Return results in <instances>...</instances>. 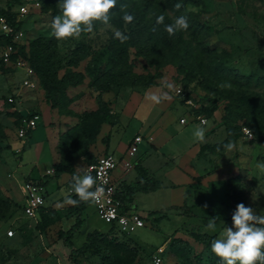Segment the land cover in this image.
I'll list each match as a JSON object with an SVG mask.
<instances>
[{
    "label": "rangeland",
    "instance_id": "obj_1",
    "mask_svg": "<svg viewBox=\"0 0 264 264\" xmlns=\"http://www.w3.org/2000/svg\"><path fill=\"white\" fill-rule=\"evenodd\" d=\"M58 2L0 0V17L6 18L11 10L16 15L15 59L25 60L33 70L28 75L26 67L7 69L2 64L7 43L0 25V134L5 147L0 153V199L7 203L0 205V264H72L65 236L76 221L77 208L66 203L69 196L74 199L68 184L49 176L53 165L65 157L83 175L87 164L106 151L111 135L108 151L114 152L115 143L128 142L138 130L143 131L141 125L153 130L170 126L167 143L161 150L158 148L168 155L161 163L164 172L156 175L165 183L186 180L183 175L170 174L173 167L177 170L171 158L183 156L189 144L199 145L192 163L199 173L197 184L204 188H195L196 216H186L192 214L189 202L179 208L178 215L175 207L169 209L185 198L180 191L174 193L173 188L140 193L135 202L138 212L147 216L143 215L146 226L122 236L110 230L112 225L101 219L95 205L89 202L83 211V224L72 238L74 247L81 251L80 264H156L154 256L162 246L165 252L160 264H222L212 253L211 242L222 236L225 227L235 231L232 215L237 204L243 203L264 215V172L257 167L264 164V140L257 135L264 133V115L250 109L243 117L239 112L237 118V110L230 103V93L234 95V91L239 97L248 93L264 95V0H203L199 6L188 4V11L198 13L201 32L197 37L211 50L207 56L201 54L197 37L187 33L185 41L192 52L189 60L172 49L165 50V55L164 51L136 54L127 41L121 43L114 38L115 30L127 35L132 27V23L122 20L120 5H127L124 11L134 17L148 9L150 19L164 15L166 22L177 17L168 0H118L110 28L97 24L93 33L82 34L79 39H55L59 77L70 68L75 72L70 77L81 81L59 93L54 106L28 58L37 48L35 40L53 37L49 25L59 14ZM26 4L29 10L21 14L19 9ZM200 57H205L204 63L211 57L218 59L232 72L219 76L200 67L201 73L194 75L191 68ZM111 69L145 76L150 86L127 82L122 87H106L104 74ZM234 73L239 78L250 76L252 82H235ZM26 77L33 86L24 87ZM165 83H172L174 88L162 89ZM161 90L169 91L171 99L159 105L147 99ZM10 96L15 97L14 103L9 102ZM233 103L243 104L238 98ZM25 107L45 116L46 121L41 120L23 140L17 136L19 116L13 111ZM99 112L105 115V122H101ZM198 126L206 128L203 143L193 135ZM229 141L234 148L226 151L224 145ZM148 145L145 140L138 154L143 155ZM35 161L38 163L31 169ZM32 177L45 186V205L37 217H29L22 210L24 183ZM156 210L158 213L152 214ZM210 218H217L215 232L204 230ZM11 229L13 236L8 234ZM93 231L108 235L92 248L84 249ZM131 249L137 252L135 257Z\"/></svg>",
    "mask_w": 264,
    "mask_h": 264
},
{
    "label": "trees",
    "instance_id": "obj_2",
    "mask_svg": "<svg viewBox=\"0 0 264 264\" xmlns=\"http://www.w3.org/2000/svg\"><path fill=\"white\" fill-rule=\"evenodd\" d=\"M118 1V0H117ZM203 0H168L169 6L173 8L175 15H185L188 17L189 21V28L187 31L179 32L173 37H169L168 34L163 30V26H160L157 31L153 32L152 29L155 26V19H150L147 16L148 9L143 10L142 12H139L136 17H134V20L132 22V27L129 33H127V36L129 39L127 40L128 46H132L136 50V54H148L152 55L154 52H163L162 55L166 54L167 49H172L171 52H181L183 55L186 56L187 60L192 58V52H190V46L187 45V42L185 41V35L187 33L191 34L192 36L197 37V35L201 32V26L199 24L198 13L188 11L187 5L188 4H194V5H201ZM10 6L12 5V2L9 3ZM179 4L180 7L177 8L176 5ZM5 17L7 21L13 26H16V15L14 11H10L8 14H5ZM171 20H168L165 22V24L171 23ZM17 28V26H16ZM17 29H15L11 33H5V40L6 45L13 44L15 46V43L13 41L14 32ZM197 46L201 47V54L204 56H207L206 53L211 54V50L208 49V47L204 46L202 41L200 39H196ZM34 43H37V48L32 51L31 56L28 58L33 68L38 72V74L41 77L43 88L46 92V97L48 101L51 103V105L56 106L57 105V98L59 93H65V90L69 86L77 85L80 81L75 80L70 77V75L75 74L74 71H72L70 68L67 69L66 73L59 77V66L57 64L56 60V44H55V38L49 37V38H43V39H37L34 41ZM40 44V45H39ZM22 52L25 57H27V54L25 53V47L22 46ZM17 54L13 56V58H16ZM205 57H200L199 61L195 63L192 68L191 72L195 74H200V67L206 68V70H209V72L213 73L214 75H225V72L231 73L232 71L229 69H226V67L223 65L222 62H220L218 59H214L211 57L208 59L207 63H204ZM2 64L5 66V68L9 69L11 67H6L5 63L3 62L1 58ZM12 69V68H11ZM106 87H110L112 84L122 87L125 83L129 82V84L133 86L137 85H145L150 86L149 81L144 80L145 76L142 75H125V71L119 70L116 71L115 69L109 70L107 73L104 74ZM191 76V74H190ZM235 82L243 83V81L246 82V84H250L252 82V78L242 76L239 78V76L235 73L233 75ZM239 79V81H238ZM260 79L256 80L259 81ZM253 95L256 96L255 100H251L250 98L253 97ZM240 99V102H243L242 105L234 106V103L237 98ZM230 103H232L233 107L237 110V118H239V114L242 112V117L246 116L248 110L255 111L258 115L263 116L264 115V95L263 94H255V93H248L246 95H243L242 97L238 96L237 91H234V95L231 92L230 93ZM240 112V113H239ZM13 113L17 114L19 119V124L21 123V118L24 116L18 109L13 111ZM100 118H102L101 122H105V115H103L102 112H99ZM231 122V120H230ZM98 131V128H97ZM99 133V132H98ZM257 135L264 140V133L258 132ZM0 153L4 150V146L2 145V137L0 134ZM96 159V157H95ZM95 159L91 160L89 163L94 162ZM88 163V164H89ZM54 171L51 175H49L52 179H59L62 174L68 173L71 175V179L68 182V187L70 188V185L72 183V178L74 175H79L77 173L74 164L72 160H67V158L63 157L59 162L54 163L53 165ZM151 188H156L155 185L149 186V185H140L134 184V185H126L122 186L120 192L118 193L120 199L125 203L126 207L129 208L131 206V202H133V198L138 190L146 191ZM74 199H77V197L74 195ZM7 204L5 200L0 199V205ZM89 205L88 203H79L77 208V217L74 225L72 226L70 233L65 236V246L70 249V258L69 260L72 262V264H80L78 255L81 252L79 249L74 247V244L72 242V238L74 237V232L78 228H81L83 224V211L84 209ZM8 208V207H7ZM22 210L24 211V204L22 205ZM154 214V213H152ZM151 216V215H150ZM114 232L119 233L114 226L110 229ZM64 231L61 232V236H64ZM108 233H100L99 231H93L88 234L87 239L88 242L85 243V248H92L93 245H96L99 240H103L104 236H107ZM122 236H129L127 234H121ZM132 251L133 256L135 257L137 255V252L135 250H129ZM239 264V262H237Z\"/></svg>",
    "mask_w": 264,
    "mask_h": 264
},
{
    "label": "clouds",
    "instance_id": "obj_3",
    "mask_svg": "<svg viewBox=\"0 0 264 264\" xmlns=\"http://www.w3.org/2000/svg\"><path fill=\"white\" fill-rule=\"evenodd\" d=\"M59 14L55 15L49 25L50 34L60 42L67 39H79L82 34L94 32L97 24L106 28L111 27V19L114 10L117 8V0H59L57 4ZM180 7L179 4L176 5ZM127 5H120L123 12L122 20L125 24H130L134 16L124 11ZM160 26L169 37L175 36L179 32L187 31L189 28L188 17L185 15L177 16L171 23L165 24V16L159 15L156 18L155 32ZM114 38L121 43L127 41L129 37L120 30L114 31ZM172 83H165L162 89L172 90ZM169 91L161 90L147 96V99L154 104H162L171 99ZM206 128L198 126L193 135L195 139L203 143L205 140ZM226 151L234 148V143L229 141L224 145ZM257 167L264 172V164ZM258 187V186H257ZM69 192L74 194L77 199L69 196L66 203L78 206L79 203L94 202L103 193V189L97 184V180L89 172L83 175H74ZM264 193V189H261ZM206 207V205H205ZM217 218H210L205 226V231H216ZM232 228H224L221 237L212 240L211 251L222 264H264V215L258 214L252 207H246L243 203L236 206L232 215Z\"/></svg>",
    "mask_w": 264,
    "mask_h": 264
},
{
    "label": "built area",
    "instance_id": "obj_4",
    "mask_svg": "<svg viewBox=\"0 0 264 264\" xmlns=\"http://www.w3.org/2000/svg\"><path fill=\"white\" fill-rule=\"evenodd\" d=\"M29 10L28 5L20 7L21 14L27 13ZM0 25L5 33L13 32V26L7 21L6 18L0 17ZM17 53V48L13 44L6 45L1 58L6 66L11 65L14 67H26V73L29 75L33 70L26 65V61L18 59L17 61L13 56ZM25 86L31 87L33 83L29 78L23 80ZM9 102L14 103L15 97L10 96ZM40 115L37 112H32L22 116L21 123L17 127V136L23 140H26L28 134L37 127ZM202 122L206 123V119L202 118ZM142 137L140 135L135 137V142L131 145L127 154L133 156L137 151V142H140ZM120 159L114 153H103L96 157L94 162L87 164L84 173L89 172L96 178L97 184L103 189V193L92 202L98 215L101 219L110 223L120 234L130 235L137 229L145 226L146 221L142 215L133 210L131 206L125 208V203L120 199L118 193L121 187L115 183L113 175L119 165ZM127 168L130 169L134 165L130 162H126ZM51 170L48 171L49 174ZM24 211L29 217H37L40 209L45 204V186L38 179H30L24 183ZM9 236L14 235V231L11 229L8 232ZM165 252L164 247H159L157 253L154 256V262L160 264L162 262V254Z\"/></svg>",
    "mask_w": 264,
    "mask_h": 264
},
{
    "label": "crops",
    "instance_id": "obj_5",
    "mask_svg": "<svg viewBox=\"0 0 264 264\" xmlns=\"http://www.w3.org/2000/svg\"><path fill=\"white\" fill-rule=\"evenodd\" d=\"M24 87H26V86H24ZM19 111L23 115H27L29 113L34 112L29 107H27V108L25 107ZM44 118H46V117L40 116L38 124L41 120L46 121ZM140 129H142L143 131L138 130L133 136H131L128 139V142L126 141V143L122 144L123 141H121V140L117 141L114 145V149H115L114 152L108 151V147L110 145L112 135L110 137V141H109L108 146L106 148V151L104 153H114L120 159L119 165H118V167L115 170L114 175H113V179H114L115 183L118 184L119 187L126 186V185L131 186V185L138 184V183H140V185L141 184L142 185H149L150 187L155 185L156 188H151V189H148L146 191L138 190L136 192V194L133 198L134 200H133V202H131V207L135 211H138L137 210L138 206L135 202V199L138 196V194H140V193L152 194V193H156L159 189L173 188L174 193L180 191L179 194L185 195V198H184V200H181L182 202H177V203H173L172 205H170L169 209H171V208L173 209V207H175L176 208L175 209L176 214H177L180 210L179 208H181L182 206H185L189 202L188 204L191 207L192 214H189L186 216L187 217L188 216H196V213L193 209L196 206V204H194L195 193H196L195 188H201V187L204 188V186L202 184H200V185L197 184L196 177L199 175V173H197V171L193 167L194 165L192 163L194 156L198 152L199 145H196L193 143H192L193 145L189 144V147H188V149H186L183 156H181L177 160H176V158L173 159L174 155L173 156L171 155L172 156L171 159L173 160L172 164L176 165L177 170H175V168L173 167L171 169L172 171L170 172V174L176 173L179 175H183L186 180L184 182L172 180V181H166V183H165L164 181L160 180L156 175H157V173H161L162 171L164 172V168L162 167L163 165H161V163L162 162L164 163V159L168 158V155H166V153H164V152H159L158 148H160V150H161L162 149L161 147L165 143H167V140L169 139L168 138L169 136L167 135V130L170 129V126L166 130H163L161 128L153 130L152 128L147 127V125H141ZM138 135H140L142 137V140L140 142L136 143L138 149L133 156H130L129 154H127V152L130 149L131 145L135 142V137ZM175 135H177V134H175ZM47 136L48 137L50 136L49 132L47 133ZM145 140L148 144H150V146L148 145V147L146 148L143 155H139L138 152L140 149V145H142ZM169 156H170V154H169ZM174 160L177 161V163ZM126 162L132 163L134 165V167L128 169ZM155 162L158 163V165ZM37 163H38L37 161H35L34 163L31 162V164H33L31 169L33 168L34 164H37ZM32 178L36 179L35 177H32ZM61 179H63L68 184V182L71 179V175L68 173H64V174H62V176L58 180H61ZM38 180H40V179H38ZM198 185L200 187H198ZM206 195H209V194H206ZM191 199H193V200H191ZM22 203L23 204L25 203L24 190H23V196H22ZM87 207H89V205ZM87 207H86V209H87ZM161 210L163 211L165 209H161ZM152 212L155 214V213H158V210L152 211ZM139 213L142 215V217H143V215L145 217H147L141 211H139ZM150 215L151 214H149V216ZM179 215H182V214H179ZM225 216H227V214H225ZM145 217H143V218L145 219ZM154 217H156V216H154ZM145 221H146V219H145ZM145 226H146V224H145ZM145 226H143V227H145ZM162 247H164V246H162Z\"/></svg>",
    "mask_w": 264,
    "mask_h": 264
}]
</instances>
